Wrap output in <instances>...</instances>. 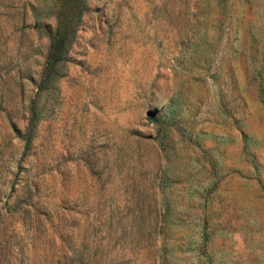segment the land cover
Masks as SVG:
<instances>
[{"label":"rangeland","instance_id":"1","mask_svg":"<svg viewBox=\"0 0 264 264\" xmlns=\"http://www.w3.org/2000/svg\"><path fill=\"white\" fill-rule=\"evenodd\" d=\"M57 2L0 0V264H264V0H87L34 93Z\"/></svg>","mask_w":264,"mask_h":264},{"label":"trees","instance_id":"2","mask_svg":"<svg viewBox=\"0 0 264 264\" xmlns=\"http://www.w3.org/2000/svg\"><path fill=\"white\" fill-rule=\"evenodd\" d=\"M87 6V0H58L54 9V25L52 29L45 30L48 36V44L43 58L38 79L35 82V91L48 87L57 77V64L65 59L69 46L75 37L76 29L81 15ZM36 23H38L36 21ZM37 103L33 97L28 106L26 125L19 136L27 144L33 135V126L38 117Z\"/></svg>","mask_w":264,"mask_h":264}]
</instances>
